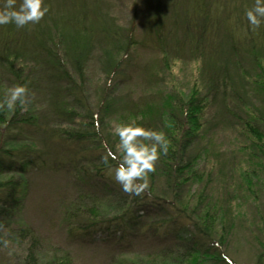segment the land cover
Wrapping results in <instances>:
<instances>
[{"label": "trees", "instance_id": "16d2710c", "mask_svg": "<svg viewBox=\"0 0 264 264\" xmlns=\"http://www.w3.org/2000/svg\"><path fill=\"white\" fill-rule=\"evenodd\" d=\"M168 2L173 18L154 12L149 43L161 54V62H176L186 56L183 59L189 63H199V70L184 88L161 89L153 103L130 102L114 113L119 123L135 121L162 130L170 141L167 154L159 157L155 170L149 173L148 188L139 195L125 192L111 171L120 152L119 138L109 125L111 110L116 107L108 90L137 42L131 29L121 40L117 27L109 24L111 18L96 12L92 15L95 28L84 9L65 16L69 29L64 22L48 27L0 25V100L7 97L8 82L25 85L28 101L33 90L42 86L47 103L44 113L54 121L50 125L45 114L29 103L0 109V249L4 232L21 206L19 182L40 160L35 145L16 143L24 132L41 131L44 142H53L92 173L78 194L84 204L75 205L65 215L70 237H92L99 230L107 239L117 238L127 245L135 230L145 225L140 216L158 210L168 217L165 230L162 224L151 222L146 227L158 236L174 238L172 245L109 264H239L227 245L236 238L242 218L240 200L233 201L232 194L241 192L256 208L257 220L248 224L254 238V264H264V24L252 30L244 15L255 0H241L242 9L231 5L232 1L229 13V0ZM179 20L183 27L178 33L174 24ZM95 31L101 38H94ZM93 42L100 46L96 49ZM90 59H96L105 76L103 94L94 107L85 106L79 93ZM35 73L40 74L35 76L37 81ZM41 78L43 85H39ZM227 130L233 133L238 158L221 165L212 137ZM109 152L115 158L108 156ZM223 171L230 183L220 181ZM226 183L231 189L229 197ZM102 188L120 204L112 217L100 212L101 200L108 197L101 194ZM29 231L18 229L29 243L12 264H72V259L58 255L43 263L38 256L39 240ZM178 231L185 234L176 239L170 235Z\"/></svg>", "mask_w": 264, "mask_h": 264}, {"label": "rangeland", "instance_id": "374dc122", "mask_svg": "<svg viewBox=\"0 0 264 264\" xmlns=\"http://www.w3.org/2000/svg\"><path fill=\"white\" fill-rule=\"evenodd\" d=\"M169 0H44V3L49 7L48 13L44 18L36 24L43 27L53 26L55 23H66L67 29L70 23L65 22V16L70 15L76 10L84 9L90 15V22L93 27L97 26L94 22L93 14L101 12L104 16L111 18L110 25L112 28L117 27L118 38L124 40L126 35L130 32L131 37L137 40L135 45H132L129 51V57L123 65V70L115 79L110 81V88L108 92L115 98L114 106L115 112L111 110L110 128L113 130L114 124L119 123L114 113L121 112L126 104L130 102L137 104L153 103L157 100L156 92L164 89L169 91L174 88H184L187 83L195 78L198 74L199 63L192 61L189 63L183 58L177 59L179 61L173 62L169 59L168 62H161V54L157 50H153L151 43L152 27L154 12L160 14L162 18L172 19L171 11L167 7L171 2ZM235 4V7H241V0H229L227 12L231 8L230 2ZM21 0H18V3ZM251 5V1L248 2ZM246 5L244 4V8ZM236 14H233L235 16ZM158 16V17H160ZM232 16V14H231ZM236 17H238L236 15ZM56 20V22L54 21ZM242 20V19H240ZM162 22L159 23L161 25ZM182 22L174 24V30L179 33L182 29ZM34 26L35 24H29ZM165 25L162 28L165 29ZM32 28V27H31ZM96 28V27H95ZM96 32L95 39L101 35L99 31ZM177 38V36H176ZM172 40V36H170ZM94 43V42H93ZM96 49L100 44L94 43ZM95 50V48H94ZM92 58V57H91ZM40 75L39 73H35ZM75 75V74H74ZM73 76V75H72ZM105 76L100 64L96 59H90L86 65L85 75L83 76V87L80 90V95L83 98L85 106H97L99 98L102 96L105 85ZM35 81L36 78H35ZM43 85L42 78L39 79ZM36 83V82H35ZM7 86L13 87L12 83L8 82ZM29 105L33 109H39L46 113V97L44 89L39 86L37 90H33L29 98ZM44 113V114H45ZM44 114L42 117H44ZM42 115V113H41ZM46 122L50 125L54 121L46 115ZM52 119V118H51ZM215 142L214 149L219 154L217 155L219 164L226 165V161L237 159L236 148L234 146V137L231 131H218L217 135L212 137ZM44 133L37 131L24 132L23 136L19 138L16 144L20 145H34L40 152L39 166L27 172L26 178L22 176L19 184L22 186L21 206L15 213L13 219L10 221V226L4 232L3 246L0 249V264H12L15 259L21 256L29 243L28 237L20 236L18 229H30L32 233L39 240L38 256L44 263L49 261L53 256H60L62 258L72 259V264H109L113 260L131 258L135 254H141L149 250L159 247L172 245L174 238L168 236H158L154 234L153 230L146 227L148 223H157L161 225V229L167 228L165 221L166 214L163 211L155 210L147 216H140L139 220L144 222V226L137 231L135 230V237L126 243L119 242L117 238L109 240L99 230L93 234L92 237L87 238H72L68 234L69 225L65 221V215L71 208L79 203L78 194L85 188L87 175H92L88 170H84L79 160L70 158V154L64 153L58 149L53 142H44ZM238 164V163H237ZM224 172L220 177V181L229 182L227 174ZM227 191L230 192V185L227 184ZM230 183V182H229ZM232 183V182H231ZM18 184V185H19ZM221 186V185H219ZM233 188V187H232ZM109 189V188H108ZM225 189V188H224ZM222 189V192H224ZM101 194L108 196L109 190L102 188ZM221 192V188L219 190ZM239 191V190H238ZM246 195V193H245ZM233 201L238 197L240 200L238 204L242 218L238 222V232L233 243L227 245V250L230 251L231 256L239 264H254L255 247L254 238L251 233L249 222L254 218L257 220L256 208L252 202H247L244 198V193L232 194ZM244 197V198H243ZM238 202V201H237ZM264 198L262 199V204ZM84 204V203H83ZM119 203L114 197H105L101 200L100 212L114 216L119 211ZM76 207V206H75ZM264 211V204L261 207ZM183 224L181 223V226ZM113 230L115 225L110 224ZM184 227V225H183ZM186 228V226H185ZM13 230V231H12ZM29 231V232H30ZM151 231V232H150ZM185 232L178 231L176 237H181ZM118 233H116V236ZM124 245V246H123ZM125 254V255H124Z\"/></svg>", "mask_w": 264, "mask_h": 264}, {"label": "clouds", "instance_id": "9594fccd", "mask_svg": "<svg viewBox=\"0 0 264 264\" xmlns=\"http://www.w3.org/2000/svg\"><path fill=\"white\" fill-rule=\"evenodd\" d=\"M48 11L44 0H21L19 3L18 0H0V25L14 24L20 28L36 24ZM244 15L250 29H259L264 24V0H255ZM28 102V88L15 85L8 90L7 97L0 100V109H13L17 103L23 106ZM113 133L119 138L117 149L120 152L118 164L111 169L113 179L125 192L139 195L148 188L149 173L155 170L159 157L167 154L170 141L162 130L145 128L135 121L114 124ZM108 156L115 158L111 152ZM108 156L104 157L105 162Z\"/></svg>", "mask_w": 264, "mask_h": 264}]
</instances>
